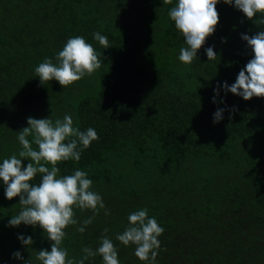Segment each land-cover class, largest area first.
<instances>
[{
	"label": "trees",
	"instance_id": "16d2710c",
	"mask_svg": "<svg viewBox=\"0 0 264 264\" xmlns=\"http://www.w3.org/2000/svg\"><path fill=\"white\" fill-rule=\"evenodd\" d=\"M176 3L0 0V163L18 155V131L29 116L69 114L74 126L92 127L99 136L79 162L57 164L60 175L88 172L109 213L101 209L80 233L93 212L74 208L79 223L65 229L62 243L70 258L79 259L84 246L97 248L107 235L120 264H147L134 255L135 245L116 240L129 213L147 208L165 229L156 264H264V97L244 100L223 88L252 58L241 34L264 25L220 0L215 32L184 64L178 59L184 38L168 16ZM97 31L109 48L93 38ZM76 35L93 45L101 67L66 87L54 79L41 84L34 68L45 57L56 63ZM209 46L214 60L207 58ZM218 108L225 109L223 119L214 123ZM4 191L0 180V264H40L37 251H50L52 242L38 225H8L21 205ZM21 234L32 245H23ZM15 251L24 260L13 258ZM85 264H103L102 257Z\"/></svg>",
	"mask_w": 264,
	"mask_h": 264
},
{
	"label": "clouds",
	"instance_id": "9594fccd",
	"mask_svg": "<svg viewBox=\"0 0 264 264\" xmlns=\"http://www.w3.org/2000/svg\"><path fill=\"white\" fill-rule=\"evenodd\" d=\"M220 0H177L168 11V16L174 21L175 28L182 34L185 47L179 50L178 59L184 64H191L197 57L198 50L206 43V39L215 32L219 23L217 4ZM164 4H172V0H163ZM223 3L234 6L242 11L249 20L256 18L259 25H264V0H223ZM261 14L257 17V14ZM93 38L105 49L109 41L99 31ZM242 40L252 51V58L239 71L234 83H223L225 92L241 96L244 100L253 97H264V31L253 35L241 34ZM208 60H214L217 53L213 46L205 49ZM53 59L45 57L43 62L34 68L41 84L58 81L62 87L91 75L101 67L92 44L86 42L80 35L69 37ZM219 94V85L214 89ZM215 102V96L213 97ZM225 109L218 108L214 113V123L223 119ZM235 111V109H233ZM27 127L18 131L17 139L22 146L18 152L4 158L0 163V180L5 185L4 195L11 200L19 197L21 210L11 216L9 226L25 225L39 226L50 240V251L42 248L37 251L36 260L40 264H85L97 255L102 257L103 264H120L118 250L112 239L107 235L100 238L95 249L84 246L83 255L77 259L69 257L68 249L62 246L66 237L65 229L69 225H77L74 208L92 210L93 216L83 220L77 231L85 232L101 209L108 215L103 197L92 190L93 181L88 172L76 168L72 174L60 175L58 162L73 160L79 162L81 153L99 139L97 131L88 127L81 130L74 126L71 115L65 114L62 119L27 118ZM31 137V139H29ZM33 145L36 147L34 148ZM28 160L26 166L23 160ZM48 165H51L49 167ZM40 177L39 183H32ZM128 224L123 232L117 233L116 240L123 245H135L134 255L147 264H156L158 249L161 247L159 237L165 229L158 223L155 216L148 215L147 208L130 212ZM105 228L104 232L107 233ZM23 245H32L31 236L19 235ZM13 258L24 260L20 251L12 253ZM24 264H31L25 260Z\"/></svg>",
	"mask_w": 264,
	"mask_h": 264
}]
</instances>
